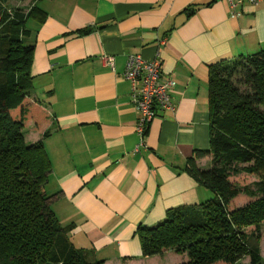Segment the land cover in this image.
Listing matches in <instances>:
<instances>
[{
    "label": "crops",
    "instance_id": "1",
    "mask_svg": "<svg viewBox=\"0 0 264 264\" xmlns=\"http://www.w3.org/2000/svg\"><path fill=\"white\" fill-rule=\"evenodd\" d=\"M36 4L45 16L27 26L34 44L30 93L47 103L53 122L43 139L31 121L23 130L27 143L42 139L50 160V208L61 225L71 226L74 247L91 259L160 264L171 250L143 257L137 228L157 224L171 208L213 197L186 170L191 158L199 168L210 162L195 156L209 146L207 65L264 48V1L244 0L233 17L225 0ZM88 26L90 33H77ZM136 54L159 60L162 78L174 82V109L157 112L138 148V115L123 76L128 55ZM169 255L168 264L185 260Z\"/></svg>",
    "mask_w": 264,
    "mask_h": 264
},
{
    "label": "trees",
    "instance_id": "2",
    "mask_svg": "<svg viewBox=\"0 0 264 264\" xmlns=\"http://www.w3.org/2000/svg\"><path fill=\"white\" fill-rule=\"evenodd\" d=\"M9 1L0 0V264H103L74 247L71 226L61 225L48 203L51 163L42 139L53 117L47 103L30 93L34 44L26 26L29 20L41 23L45 13L38 0L26 11L10 10ZM91 31L88 26L77 33ZM207 68L209 146L195 156H208L210 165L199 168L191 158L186 170L214 197L171 208L153 226H138L141 253H186L180 264H240L245 257L248 264H264V48ZM29 121L41 134L38 142L25 140Z\"/></svg>",
    "mask_w": 264,
    "mask_h": 264
},
{
    "label": "built area",
    "instance_id": "3",
    "mask_svg": "<svg viewBox=\"0 0 264 264\" xmlns=\"http://www.w3.org/2000/svg\"><path fill=\"white\" fill-rule=\"evenodd\" d=\"M230 8V15H237V8L244 0H225ZM257 4L264 0H248ZM105 62L112 65L113 57L104 58ZM123 76L129 81L131 91L129 98L137 113L136 132L139 143L136 148L144 144L146 130L158 111L173 110L171 89L174 86L172 79L162 78V66L156 58L146 60L140 55H128Z\"/></svg>",
    "mask_w": 264,
    "mask_h": 264
},
{
    "label": "rangeland",
    "instance_id": "4",
    "mask_svg": "<svg viewBox=\"0 0 264 264\" xmlns=\"http://www.w3.org/2000/svg\"><path fill=\"white\" fill-rule=\"evenodd\" d=\"M31 1H32V0H24V1H21V2H20V1H17V0H10V1L8 2V8H9L10 10H12V9H14L15 7H20L21 9H23L24 11H26V10L28 9V7L30 6ZM29 21H31V20H29ZM30 23H31V22H30ZM30 23H29V26H31ZM26 26H28V21H27V23H26ZM23 131H24V130H23ZM27 132H28V128H26L25 131H24L23 133H27ZM209 165H210V162H209ZM206 166H208V165H206ZM206 168H207V167H206ZM246 180H247V181H253V180H255V178H254V177H249V178H247ZM213 197H214V194H213ZM213 197H212V198H213ZM243 204H245V201H242V202L240 203V205H243ZM259 247H260V254H261V257H262V259H264V227L261 228V232H260V240H259ZM169 253H172V255H175V256H180L179 254H176V253H174V252H172V251H168L167 254H165V256H163V257L161 258V263H160V264H165L166 262H167V264H168V263L172 262V259L169 258V257H170ZM181 256L184 257L185 260H187V254H186V253L182 254ZM159 257H160V256H159ZM185 260H184V261H185ZM248 262H249V258H248V257H245L244 259H242V260L240 261V264H248Z\"/></svg>",
    "mask_w": 264,
    "mask_h": 264
}]
</instances>
